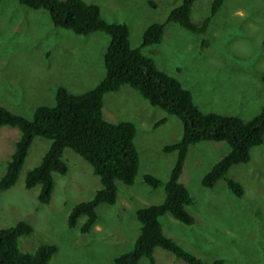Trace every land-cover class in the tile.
Here are the masks:
<instances>
[{"label": "rangeland", "instance_id": "rangeland-1", "mask_svg": "<svg viewBox=\"0 0 264 264\" xmlns=\"http://www.w3.org/2000/svg\"><path fill=\"white\" fill-rule=\"evenodd\" d=\"M98 7L102 19L124 23L131 47H139L145 28L164 23L182 0H84ZM212 0H196L190 19L199 24L209 15ZM153 4V5H152ZM109 37L103 32L78 35L54 27L45 9H30L18 0H0V106L31 118L38 106H52L58 86L79 94L94 87L105 75L103 57ZM158 70L189 90L202 112L238 116L248 120L264 105V0H224L203 33H192L175 23L164 27L160 43L142 48ZM103 118L111 123L129 121L135 127L134 145L139 166L132 185L120 181L114 204L97 206V220L81 233L78 220L68 227L71 208L89 200L100 188L90 165L70 148L63 150L64 175L53 172L49 202H38L39 186L26 189V173L39 164L50 141L36 136L16 182L0 191V228L25 221L33 232L18 239L23 252L40 244L56 247L48 264H113L132 249L139 233L138 208L160 203L163 186L151 188L142 177L150 174L165 182L176 153L163 147L178 141L180 120L152 106L138 91L123 85L103 96ZM160 119L162 123L157 124ZM19 130L0 127V177L14 149ZM225 142L192 144L179 182L192 198L185 207L194 223L186 225L169 214L159 218L162 232L181 249L204 264H264V139L250 148V159L226 172L242 187L236 196L218 180L212 188L201 185L203 175L226 155ZM153 264H187L160 247ZM138 264H149L141 258Z\"/></svg>", "mask_w": 264, "mask_h": 264}, {"label": "trees", "instance_id": "trees-1", "mask_svg": "<svg viewBox=\"0 0 264 264\" xmlns=\"http://www.w3.org/2000/svg\"><path fill=\"white\" fill-rule=\"evenodd\" d=\"M195 1L182 0L170 11L164 23H152L145 28L139 47H131L127 25L105 21L98 7L84 0H18L30 9L47 10L54 27L69 29L78 35L103 32L108 35L109 43L103 57L105 75L91 89L73 94L58 86L54 92V104L36 107L31 118L0 106V127L10 126L19 130V137L0 177V191L14 185L34 137L40 136L48 139L50 144L39 164L26 173L24 185L26 189L38 185V202L47 204L53 189L52 173L66 174L67 165L62 155L65 148H70L90 165L101 185L89 200L76 203L67 217L68 227H75L81 219L79 231L87 233L97 220V206L115 203L116 181L132 185L139 166L134 145L135 127L129 121L111 123L103 118L104 94L128 85L150 105L176 116L182 124L180 139L163 147L166 153H176L168 179L161 182L150 174L142 177L143 183L151 188L163 186L164 198L160 203L135 211L140 224L138 236L132 249L116 256L113 264H138L141 258L153 264V250L156 247L169 251L187 264H204L165 236L159 222L161 216L169 214L186 225L194 223L193 216L185 209L192 203V198L179 182L188 148L201 141L225 142L229 147L228 153L203 175L201 185L212 188L218 180L223 179L226 186L241 197L242 187L226 178V172L236 164L247 163L250 148L261 145L264 139V105L257 115L248 120L202 112L193 102L189 90L183 88L174 77L158 70L154 62L142 53L143 47L160 43L164 27L170 22L192 33H203L224 0H212L209 15L199 24L190 19ZM163 121L160 119L154 126ZM32 232L33 227L25 221L0 228V264H48L56 252L54 245L40 244L33 252L21 251L19 237ZM209 264L224 262L214 259Z\"/></svg>", "mask_w": 264, "mask_h": 264}]
</instances>
